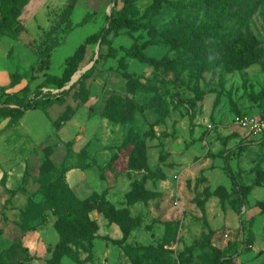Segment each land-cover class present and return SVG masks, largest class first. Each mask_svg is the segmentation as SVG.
<instances>
[{
  "label": "rangeland",
  "instance_id": "374dc122",
  "mask_svg": "<svg viewBox=\"0 0 264 264\" xmlns=\"http://www.w3.org/2000/svg\"><path fill=\"white\" fill-rule=\"evenodd\" d=\"M124 5L20 0L0 25V264H264V144L233 121L264 113V0H131L105 31Z\"/></svg>",
  "mask_w": 264,
  "mask_h": 264
},
{
  "label": "trees",
  "instance_id": "16d2710c",
  "mask_svg": "<svg viewBox=\"0 0 264 264\" xmlns=\"http://www.w3.org/2000/svg\"><path fill=\"white\" fill-rule=\"evenodd\" d=\"M20 0H8L6 9H5V14L2 18H0V25L2 26H6L8 23H10L15 16L18 13V2ZM131 4V0H125V5L121 10L115 11L113 12V16L112 19L110 21L109 27L105 30V31H109L111 29H119L122 27H134L137 25V21L130 18L128 16L127 10H128V6H130ZM216 27L218 28V23H216L214 25V30H216ZM214 30H212L211 26H202L200 28V33H203L205 36V39L207 41H214L216 44H221L223 41V37H218V36H214ZM143 46V45H142ZM138 47L136 49H125L126 53L129 54L131 57L137 58L140 61L143 62H149V63H155V60L147 58L142 50L141 47ZM79 60V56L78 53L73 54L72 56L68 57L66 60V64H67V70L66 73L71 74V72L73 71L71 66L74 65L77 61ZM93 69H89L86 74L84 76H90L92 74ZM67 91L63 90L60 94L58 95H46L43 96L42 98H37L32 102H28L26 103L23 108L21 109H15V110H10V114H8L12 119V126L13 127H17L18 126V118L26 111L28 110H34V109H45L50 107L51 105L58 103L61 100L62 95H64ZM242 112H238L237 114H241ZM246 114H253L252 112H243ZM253 115H257L260 117L264 116V113H256ZM264 144V136L257 138V139H249V140H245L242 139L240 142V146H250V145H263ZM228 171L230 172V168H227ZM238 201H239V207H241L242 205V195L241 192H239L238 194ZM66 204L67 207L70 209V204L69 202L66 200ZM246 228L244 225L241 226L240 230H239V234L238 237L241 238V241H243L244 239H246L247 235L245 234ZM64 235V232H62ZM238 247V243H234L232 245V251H236ZM62 246L60 244H58V246L56 247V250L62 251ZM224 255V259L222 261H220L218 264H234L233 261V257L229 254H223Z\"/></svg>",
  "mask_w": 264,
  "mask_h": 264
},
{
  "label": "built area",
  "instance_id": "2783aa9c",
  "mask_svg": "<svg viewBox=\"0 0 264 264\" xmlns=\"http://www.w3.org/2000/svg\"><path fill=\"white\" fill-rule=\"evenodd\" d=\"M233 121L237 126L253 136L250 139H257L254 137L260 138L264 136V116L260 117L253 114L241 113L235 115Z\"/></svg>",
  "mask_w": 264,
  "mask_h": 264
}]
</instances>
